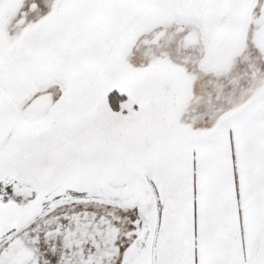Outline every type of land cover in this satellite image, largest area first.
I'll use <instances>...</instances> for the list:
<instances>
[{
    "label": "snow or ice",
    "instance_id": "1",
    "mask_svg": "<svg viewBox=\"0 0 264 264\" xmlns=\"http://www.w3.org/2000/svg\"><path fill=\"white\" fill-rule=\"evenodd\" d=\"M0 264H264V0H0Z\"/></svg>",
    "mask_w": 264,
    "mask_h": 264
}]
</instances>
